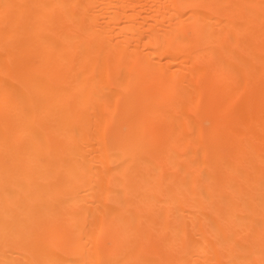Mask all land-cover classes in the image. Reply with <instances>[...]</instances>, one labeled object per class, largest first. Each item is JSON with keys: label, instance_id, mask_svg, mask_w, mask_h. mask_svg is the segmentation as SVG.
<instances>
[{"label": "bare ground", "instance_id": "1", "mask_svg": "<svg viewBox=\"0 0 264 264\" xmlns=\"http://www.w3.org/2000/svg\"><path fill=\"white\" fill-rule=\"evenodd\" d=\"M0 264H264V0H0Z\"/></svg>", "mask_w": 264, "mask_h": 264}, {"label": "rangeland", "instance_id": "2", "mask_svg": "<svg viewBox=\"0 0 264 264\" xmlns=\"http://www.w3.org/2000/svg\"><path fill=\"white\" fill-rule=\"evenodd\" d=\"M34 82H36V81H34ZM71 102H72V101H71ZM71 102L69 103V106H70V107L74 105V104H71ZM99 108L101 109L102 106L100 105ZM225 116H226V115H225ZM98 126H101V121L98 122ZM98 126H97V127H98ZM42 160H43V159L40 158V161H42Z\"/></svg>", "mask_w": 264, "mask_h": 264}]
</instances>
